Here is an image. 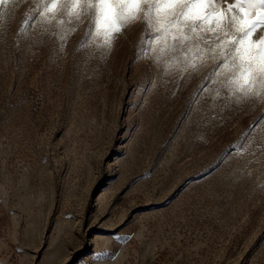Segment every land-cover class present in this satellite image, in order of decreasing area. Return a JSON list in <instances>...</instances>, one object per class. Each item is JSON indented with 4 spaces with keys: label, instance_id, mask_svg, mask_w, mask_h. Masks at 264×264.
I'll return each instance as SVG.
<instances>
[{
    "label": "rangeland",
    "instance_id": "obj_1",
    "mask_svg": "<svg viewBox=\"0 0 264 264\" xmlns=\"http://www.w3.org/2000/svg\"><path fill=\"white\" fill-rule=\"evenodd\" d=\"M41 3L3 6L0 264H264V103L214 60L163 75L140 22L78 48Z\"/></svg>",
    "mask_w": 264,
    "mask_h": 264
},
{
    "label": "snow or ice",
    "instance_id": "obj_2",
    "mask_svg": "<svg viewBox=\"0 0 264 264\" xmlns=\"http://www.w3.org/2000/svg\"><path fill=\"white\" fill-rule=\"evenodd\" d=\"M8 3L0 0V26L6 23L3 6ZM37 18L45 27L59 22L61 29L65 23H84L86 39L78 48L94 42L105 53L128 25L140 22L142 31L154 36L142 58L151 52L163 75L174 61L184 72L214 60L207 79L218 85L217 96L225 90V103H264V0H42L33 13ZM177 51L184 53L183 59Z\"/></svg>",
    "mask_w": 264,
    "mask_h": 264
}]
</instances>
